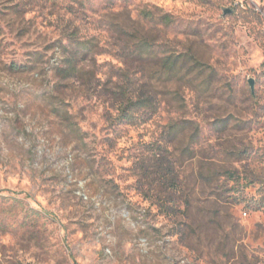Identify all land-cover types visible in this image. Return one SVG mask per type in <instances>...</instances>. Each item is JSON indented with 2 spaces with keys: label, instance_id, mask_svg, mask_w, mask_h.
Wrapping results in <instances>:
<instances>
[{
  "label": "rangeland",
  "instance_id": "obj_1",
  "mask_svg": "<svg viewBox=\"0 0 264 264\" xmlns=\"http://www.w3.org/2000/svg\"><path fill=\"white\" fill-rule=\"evenodd\" d=\"M0 264H264V0H0Z\"/></svg>",
  "mask_w": 264,
  "mask_h": 264
},
{
  "label": "trees",
  "instance_id": "obj_2",
  "mask_svg": "<svg viewBox=\"0 0 264 264\" xmlns=\"http://www.w3.org/2000/svg\"><path fill=\"white\" fill-rule=\"evenodd\" d=\"M162 20L163 21L165 20L168 23L170 21V17L167 16V15L163 16ZM136 45L137 46H136L135 52L142 57L144 55V53H145V49L147 48L146 42L143 41V40H138ZM185 56L186 55H183L181 57L183 59H185ZM165 61H167L168 62L167 65H169L168 70H167L166 73H167V75L170 76L172 74L173 69H174L176 60L173 57H167V58H165ZM142 105H144L145 107L149 106L147 102L146 103H142ZM122 114H123L124 119H130L131 118L130 114L127 112V109L123 110Z\"/></svg>",
  "mask_w": 264,
  "mask_h": 264
},
{
  "label": "water",
  "instance_id": "obj_3",
  "mask_svg": "<svg viewBox=\"0 0 264 264\" xmlns=\"http://www.w3.org/2000/svg\"><path fill=\"white\" fill-rule=\"evenodd\" d=\"M249 84H250V86L252 85V84H251V81H249Z\"/></svg>",
  "mask_w": 264,
  "mask_h": 264
}]
</instances>
